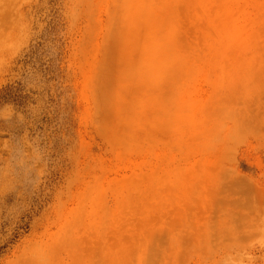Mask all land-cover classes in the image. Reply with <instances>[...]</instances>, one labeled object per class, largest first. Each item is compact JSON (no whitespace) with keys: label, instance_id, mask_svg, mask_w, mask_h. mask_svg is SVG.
Wrapping results in <instances>:
<instances>
[{"label":"rangeland","instance_id":"1","mask_svg":"<svg viewBox=\"0 0 264 264\" xmlns=\"http://www.w3.org/2000/svg\"><path fill=\"white\" fill-rule=\"evenodd\" d=\"M0 264H264V0H0Z\"/></svg>","mask_w":264,"mask_h":264}]
</instances>
